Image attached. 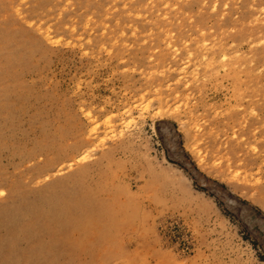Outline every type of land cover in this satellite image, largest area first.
Listing matches in <instances>:
<instances>
[{"label":"rangeland","instance_id":"rangeland-1","mask_svg":"<svg viewBox=\"0 0 264 264\" xmlns=\"http://www.w3.org/2000/svg\"><path fill=\"white\" fill-rule=\"evenodd\" d=\"M0 264H264V0H0Z\"/></svg>","mask_w":264,"mask_h":264}]
</instances>
